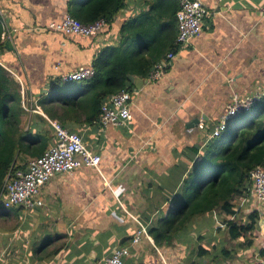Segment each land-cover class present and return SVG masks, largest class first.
I'll return each instance as SVG.
<instances>
[{"label":"crops","instance_id":"obj_1","mask_svg":"<svg viewBox=\"0 0 264 264\" xmlns=\"http://www.w3.org/2000/svg\"><path fill=\"white\" fill-rule=\"evenodd\" d=\"M79 1L0 0L5 21L0 63L24 88V130L32 116H46L37 99L49 95L62 73L92 65L100 52L118 43L122 24L149 8L143 0H126L124 9L96 36L48 27L68 13L69 3ZM200 1L206 9L201 30L176 50L164 76L152 81L129 74L138 78L136 84L128 78L131 120L123 126H102L97 119L86 122L82 111L66 123L100 155L99 171L81 167L55 174L40 188L42 206L20 205L1 215L0 264H100L126 246L124 264H172L173 258L188 252L189 237L202 240L210 228L207 222L200 224L205 215L171 245L156 244L149 230L172 204L187 173L186 158L193 156L190 149H201L211 138L231 97L264 92V0ZM6 40L12 50L4 46ZM77 86L71 84L70 91ZM36 106L39 111L30 110ZM49 125L45 150L55 141ZM18 158L25 168L29 159ZM249 196L248 210L258 208L260 213L259 236L253 241L258 252L264 246V202ZM140 225L147 236L141 234L132 243ZM256 262L264 264V257Z\"/></svg>","mask_w":264,"mask_h":264},{"label":"trees","instance_id":"obj_2","mask_svg":"<svg viewBox=\"0 0 264 264\" xmlns=\"http://www.w3.org/2000/svg\"><path fill=\"white\" fill-rule=\"evenodd\" d=\"M143 2L149 4V8L126 20L120 28L118 43L109 46L107 53L100 52L93 60L94 75L75 82L58 79L48 96L37 99V105L46 116H32L25 130L21 127L25 110L20 102V83L0 63V191L7 172L11 168H20L18 155L35 157L44 152L51 137L45 117L64 127L82 111L86 122L98 120L101 105L108 95L124 88L130 90L129 74L148 77L155 63L169 51L175 53L180 48L175 43V13L179 9V0ZM125 4L126 0H82L69 3L68 13L82 23L103 19L107 25ZM3 32L0 22V51L3 49ZM73 82L78 86L71 92ZM190 150L193 156L186 158L184 168L187 173L172 204L155 218L149 230L155 243L171 245L172 241L189 234L196 218L211 217L220 209L225 214L222 223L230 239L243 238L244 246L251 248L259 236L260 213L253 209L246 222L237 223V211L231 200L235 195H251L249 172L264 166V92L247 108L225 119L224 128L216 136L211 133V138L201 149ZM11 208L14 207L0 204V216ZM231 252L227 248L219 250L223 259L231 258ZM257 254L264 257V246ZM197 255L209 256L212 260L218 257L203 246L197 248Z\"/></svg>","mask_w":264,"mask_h":264},{"label":"built area","instance_id":"obj_3","mask_svg":"<svg viewBox=\"0 0 264 264\" xmlns=\"http://www.w3.org/2000/svg\"><path fill=\"white\" fill-rule=\"evenodd\" d=\"M206 12L200 0H179V9L175 13L177 35L175 43L178 47H184L196 36L202 25V19ZM1 26L5 27V21L0 11ZM103 19L92 23H82L78 19L66 13L59 22L48 25L50 29L61 31L65 34L82 36H96L105 26ZM4 32L2 33V38ZM175 53L169 51L165 57L155 63L149 72L148 79L155 81L162 78L169 61ZM94 75V67L82 66L77 69L62 73L60 80L63 82L80 81L91 78ZM21 83V82H19ZM261 93L253 97L241 98L233 95L226 104L225 113L219 123L214 127L212 136H216L224 128L225 119H229L241 109L247 108L255 98H260ZM24 88L20 85V101L24 109ZM131 92L126 88L108 95L101 105L99 123L102 126H123L132 119L130 112ZM28 110V109H26ZM39 111L38 106L31 108ZM55 136V141L41 155L30 158L25 168H11L4 179L0 191V199L3 207H15L18 205L27 208L42 206L39 196L40 188L44 183L58 173H69L81 167H92L99 171L100 155L92 152L82 139V136L61 125L56 120H49ZM199 127L203 124L200 122ZM251 193L257 203L264 202V168L257 166L251 171ZM117 198V194L113 192ZM141 226V225H140ZM147 233L141 226L135 233L132 243L138 242L140 236ZM129 255V248L119 247L100 264H124V258Z\"/></svg>","mask_w":264,"mask_h":264},{"label":"rangeland","instance_id":"obj_4","mask_svg":"<svg viewBox=\"0 0 264 264\" xmlns=\"http://www.w3.org/2000/svg\"><path fill=\"white\" fill-rule=\"evenodd\" d=\"M19 156L20 157L22 156L23 159L28 158V157H24L23 153L18 155V157ZM260 167H264V166L260 165ZM251 171L249 172V178L252 183ZM250 200H251L250 196L247 195H235L232 198L231 201L233 204V209L237 211L235 217L237 223H243L247 221V215L251 211L248 210ZM15 207H21V206L18 205ZM260 209L261 207L259 208V211ZM224 215L225 214H223L222 211L219 209L216 210L214 215H211V217L208 216L203 217L204 220L201 221L200 224L202 225L205 224L206 222L210 224L209 225L210 228L207 227L204 230L206 234L203 235L204 236L203 239L200 241L197 239V241H195L193 237H189V242L187 244L188 252H185L184 249H182L184 252H181L178 258H173L172 264H261L256 262L258 255H256L257 250L254 246H252L250 249H247L244 246L243 238H239L237 240L230 239L227 233V228L222 223V219L224 218ZM3 226H4L3 219L0 217V258H3L2 253L4 251V239H3V234L1 233V229H3ZM201 245H203L205 249H209L211 255L214 254V256H218V257L212 260L209 256L203 258L197 255V248L198 246L202 247ZM221 248H227L232 250L231 258L223 259L219 253V250Z\"/></svg>","mask_w":264,"mask_h":264},{"label":"water","instance_id":"obj_5","mask_svg":"<svg viewBox=\"0 0 264 264\" xmlns=\"http://www.w3.org/2000/svg\"><path fill=\"white\" fill-rule=\"evenodd\" d=\"M4 46L7 47L9 50H12V43L10 42V40H6L4 42ZM128 78L133 84H136V82L138 81V78L133 75H128Z\"/></svg>","mask_w":264,"mask_h":264}]
</instances>
